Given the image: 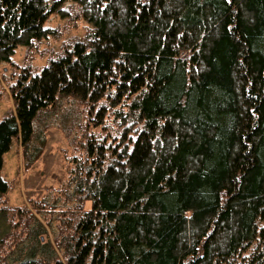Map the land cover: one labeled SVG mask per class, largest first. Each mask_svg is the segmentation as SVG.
<instances>
[{"label": "trees", "instance_id": "obj_1", "mask_svg": "<svg viewBox=\"0 0 264 264\" xmlns=\"http://www.w3.org/2000/svg\"><path fill=\"white\" fill-rule=\"evenodd\" d=\"M67 1L90 34L13 86L0 198L13 142L30 165L50 126L69 127L87 142L65 264H264V0H0V65L45 39ZM106 117L121 131L85 138ZM30 221L12 263L64 264Z\"/></svg>", "mask_w": 264, "mask_h": 264}, {"label": "rangeland", "instance_id": "obj_2", "mask_svg": "<svg viewBox=\"0 0 264 264\" xmlns=\"http://www.w3.org/2000/svg\"><path fill=\"white\" fill-rule=\"evenodd\" d=\"M57 11L46 24L51 32L45 39L30 47H19L9 63L0 65V121L15 114L12 89L22 72L38 74L52 59L63 55L90 34V25L72 1L59 4ZM101 104L95 106L94 112ZM96 121L97 128L94 125L87 128L85 123L88 129L85 138L94 132H100L101 137H110L121 131L112 119L106 117L101 122ZM44 138L42 153L33 164L27 163L20 139L13 142L4 156L1 176L9 189L0 198V264H13L19 246L33 226L31 218L46 228L42 242L50 241L64 264L68 260L58 248L66 234L65 222L72 219V212L79 215L80 211L79 206L76 209L73 203L66 204V192L73 162L80 157L82 144L87 140L77 141L69 127L65 129L60 125L50 126ZM90 207V202H86L84 210Z\"/></svg>", "mask_w": 264, "mask_h": 264}]
</instances>
